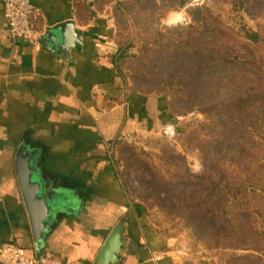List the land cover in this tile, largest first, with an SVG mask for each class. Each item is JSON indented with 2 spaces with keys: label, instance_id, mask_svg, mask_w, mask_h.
<instances>
[{
  "label": "rangeland",
  "instance_id": "rangeland-1",
  "mask_svg": "<svg viewBox=\"0 0 264 264\" xmlns=\"http://www.w3.org/2000/svg\"><path fill=\"white\" fill-rule=\"evenodd\" d=\"M182 1L98 0L112 3L123 95L164 108L162 123L117 143L111 158L171 264H264V238L249 240L264 234V0Z\"/></svg>",
  "mask_w": 264,
  "mask_h": 264
},
{
  "label": "crops",
  "instance_id": "crops-1",
  "mask_svg": "<svg viewBox=\"0 0 264 264\" xmlns=\"http://www.w3.org/2000/svg\"><path fill=\"white\" fill-rule=\"evenodd\" d=\"M44 29L71 21L81 45L49 51L9 38L0 8V251L49 253L64 263L95 264L112 228L124 223L115 264H171L167 239L133 206L111 153L117 143L162 123L163 106L123 95L110 40L111 5L98 0H29ZM18 149L31 155L36 179L60 201L37 251L18 187ZM57 209V208H56ZM0 264H7L0 259Z\"/></svg>",
  "mask_w": 264,
  "mask_h": 264
},
{
  "label": "water",
  "instance_id": "water-1",
  "mask_svg": "<svg viewBox=\"0 0 264 264\" xmlns=\"http://www.w3.org/2000/svg\"><path fill=\"white\" fill-rule=\"evenodd\" d=\"M182 17L178 22H184ZM167 24L166 20L162 21ZM81 37L71 21H64L44 28L42 46L49 51L67 53L81 45ZM31 155L22 149L15 154L14 169L21 198L28 217L32 240L37 251L41 250L44 232L48 229L53 209L60 206L55 193L37 180L36 169L32 166ZM124 223L118 222L110 231L95 257V264H115L125 252L126 242L122 236Z\"/></svg>",
  "mask_w": 264,
  "mask_h": 264
},
{
  "label": "built area",
  "instance_id": "built-area-1",
  "mask_svg": "<svg viewBox=\"0 0 264 264\" xmlns=\"http://www.w3.org/2000/svg\"><path fill=\"white\" fill-rule=\"evenodd\" d=\"M201 0H189L197 5ZM2 17L12 41L22 44L35 45L40 40L44 29L40 26L41 11L33 6L29 0H0ZM165 136L173 137L174 128L165 126ZM0 259L7 264H78L64 263L52 254L44 253L35 257H27L14 244L6 245L0 251Z\"/></svg>",
  "mask_w": 264,
  "mask_h": 264
},
{
  "label": "trees",
  "instance_id": "trees-1",
  "mask_svg": "<svg viewBox=\"0 0 264 264\" xmlns=\"http://www.w3.org/2000/svg\"><path fill=\"white\" fill-rule=\"evenodd\" d=\"M183 2H185V0H183L182 3ZM203 11H204V9H203ZM189 17L191 18V22L199 23L198 27H201L203 29V33H204V30L206 29V22L204 20H202V18H203L202 13L198 9H195V10L189 12ZM201 33H202V31H201ZM252 38H257V35L256 34H252L247 39H249L250 41L254 42V40ZM204 50L205 49H202L201 51H204ZM201 58H202L201 61H203L204 56L202 55ZM115 59H117L116 56H115ZM116 62H117V60H116ZM200 71H201V73H204L205 69H201ZM243 104H244L243 101H240V100L234 102V105L231 108L232 112L241 111L243 109V107H244ZM227 114H229V111H227L226 116H227ZM263 169H264V165H263ZM262 237L264 238V234H260V233H258V231H254L253 230V233H251V235L249 237V240H252V238H254V240H257V238H262ZM246 248H247L246 250L257 251V252L260 251V249L258 247H254V245L251 246V244H248V246Z\"/></svg>",
  "mask_w": 264,
  "mask_h": 264
},
{
  "label": "bare ground",
  "instance_id": "bare-ground-1",
  "mask_svg": "<svg viewBox=\"0 0 264 264\" xmlns=\"http://www.w3.org/2000/svg\"><path fill=\"white\" fill-rule=\"evenodd\" d=\"M173 22H177V21L174 20L173 18H171L170 21H167L168 24L173 23Z\"/></svg>",
  "mask_w": 264,
  "mask_h": 264
},
{
  "label": "flooded vegetation",
  "instance_id": "flooded-vegetation-1",
  "mask_svg": "<svg viewBox=\"0 0 264 264\" xmlns=\"http://www.w3.org/2000/svg\"><path fill=\"white\" fill-rule=\"evenodd\" d=\"M57 210H59V209H58V208H57V209H53V212H54V211H57Z\"/></svg>",
  "mask_w": 264,
  "mask_h": 264
}]
</instances>
